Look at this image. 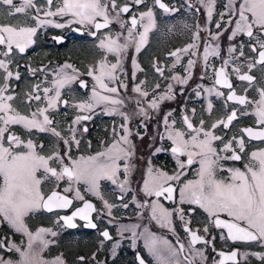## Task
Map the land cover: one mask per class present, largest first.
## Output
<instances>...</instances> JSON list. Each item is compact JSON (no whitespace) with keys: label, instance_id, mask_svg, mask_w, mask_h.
<instances>
[{"label":"snow or ice","instance_id":"6c2138e0","mask_svg":"<svg viewBox=\"0 0 264 264\" xmlns=\"http://www.w3.org/2000/svg\"><path fill=\"white\" fill-rule=\"evenodd\" d=\"M54 0H46V7L41 8L35 0H0V10L9 18L18 14L26 20L34 21V25H0V70H3L4 84L0 86V218L16 233L26 237L21 244L8 240H0V248L9 253H16L17 260L5 259L0 256V264H64L61 257L53 260L44 258L43 253L53 243L48 237H56L57 231L52 228L39 227L34 232L30 230L25 222V218L30 214L44 210L53 212L56 209H67L72 206L74 199L83 201L82 207H77L70 215H60L56 223H62V227L76 228L77 219L85 222L84 227L96 229L97 224L92 220V213H97V218H101L104 213L98 212L95 205L85 200L81 193L80 185H84V191L92 194L103 202L108 217H113L114 204H111L102 195L101 181H110L116 185L121 195L118 199L123 200L124 195L130 190L129 177L132 174L134 165L131 163L135 155V144L130 139L132 131L128 127L130 115L121 111L125 105V98L121 96L120 89H128V85L120 79V74L124 73L123 61L125 54L131 48L135 54H139L142 48L148 43L149 33L156 28L154 7H158L166 14L178 11L170 8L163 0H153V6L148 7L146 0H128L120 5L118 0H58L55 11L52 10ZM206 12V24L196 25V31L192 35V42L183 48L175 49L169 53L175 58L171 67L174 69L182 61L183 56H188L184 66L185 75H173L171 80L176 84L185 86L192 77V70L197 64L194 57H202L203 73L206 74L212 67L214 84L212 87L198 85L194 89L197 97L201 96L200 88L209 95L223 97L225 94L216 86L229 89L226 97L227 102L231 101L243 107L242 115H252L255 117L256 127L241 129L243 135L233 136L224 141L223 136L216 134L215 130L221 125L223 129H229L233 121L238 118V109L233 108L226 116V119H219L213 122L210 128H205V121L201 119L199 126L193 124L188 115H184L182 123L183 129L175 127L176 121H169L172 111L163 117V125L166 136H160L161 140L167 139L171 142L170 152L175 159L177 171L169 174L160 169H154L149 161L147 174L143 180L142 192L148 199L139 202L133 196V203L139 209L147 210V217L144 212L140 213L141 219L154 221L162 229H167L173 236L176 230L173 217L176 216L182 223L183 231L187 234V244L180 242L177 237V244L174 245L168 239L156 235L150 231L147 225L139 223L133 225H118V234L122 239L128 237L125 233H130L131 244L134 248L137 240L142 239L144 247L155 258L156 264H209L210 258L206 255V250L212 246L215 237L208 239L207 236L199 234L200 229L193 230L191 216L199 208L208 216L209 224L216 228L226 230V235L222 231L221 239L235 241H261L264 243V149L252 151L244 163L243 169L238 167L225 168L222 161H241L242 153L245 152L244 136L250 141H264V87H257L258 99L250 100L247 96L248 90L256 84V77L252 75L254 69L260 68L264 71V0H227L226 11L219 13V20L215 21V28L212 32L208 25L213 22L216 0H196ZM145 5L147 11H140L127 19L124 15L132 12L133 6L139 8ZM188 7L195 5L188 0ZM197 11L200 9L197 8ZM34 13V14H33ZM41 14L44 19L41 18ZM225 16L228 18L225 19ZM47 17H59L60 20L47 19ZM68 17L67 20L64 18ZM73 23H78L82 27H88L89 35L96 37L102 29H109L99 38L98 47L104 51L105 56L96 66H89L86 75L91 77L94 84L91 94L84 100L69 104L67 99H62L63 90L71 88V85L79 80V87L87 89L86 81L80 79L81 75L72 64L64 63L52 70V79L47 80L48 73L45 68L39 69L45 74V80L37 83L26 93V105L30 106L32 101L46 102V106L37 107L30 111L29 115L21 114L13 105L15 96L9 92V81L11 79L20 80V73L10 70L9 65L12 57L16 54H23L35 43V36L40 28L51 26L62 29ZM112 25H118V29H112ZM94 29V30H93ZM202 32L207 36L203 37ZM224 32H229L227 39L234 41L238 36L248 38V48L254 56H245V45L243 41L229 43L226 52L227 56H222L220 37ZM57 43L63 42V37H53ZM115 57L114 63L107 61V55ZM219 58L221 66L216 69L209 64L210 58ZM135 70L139 65L135 58L131 61ZM231 67L232 74L241 82H247L244 95H238L231 82L227 69ZM153 67L161 76L164 75V68L158 62H153ZM246 68L247 71L242 69ZM142 70V69H140ZM30 74L35 75L37 69L28 68ZM202 74L201 79L206 76ZM47 84L50 86H42ZM144 81L137 84L132 91L138 94L135 101L137 111L135 115L143 117L144 120L151 119L149 110L158 111L160 103L164 100L175 99L174 84L169 83L163 94L149 97V92L142 85ZM160 88L159 84L154 86V91ZM43 93V97L40 93ZM181 94L183 92L181 91ZM147 105L146 107L144 105ZM58 105L64 108H75L80 113H90L77 115L69 126L70 137H64L53 125L56 123L48 115L49 110H58ZM251 106V110H249ZM100 109L104 115H119L124 123L120 125L122 130L117 132L113 128V142L103 151L95 155L80 156L73 158L70 155L72 145L77 147L80 140L76 138V125L82 121L91 120L96 114V109ZM213 104H207V111L211 114ZM67 114V113H65ZM193 116L195 109H192ZM20 125L26 133L31 135L34 131L48 133L58 138L64 145L63 154L54 149L49 155H42L37 148L43 145H36L33 140L27 141L20 136L10 132V126ZM142 127H147L141 122ZM83 132H87V126L83 127ZM8 133L6 136L5 134ZM143 139L139 133L136 134ZM5 140L7 144H5ZM220 141L222 147L215 146V142ZM238 149V150H237ZM161 147L154 149L155 153L164 151ZM228 153H231L228 155ZM185 157L186 159H181ZM58 167H53L52 163ZM194 164L196 178L182 180L187 175V170ZM219 172H227L226 178H218ZM123 173V179H121ZM67 181L62 191L61 181ZM45 181L55 183L53 190L45 195L42 191V184ZM179 191L177 201L176 192ZM68 193L74 195L70 198ZM164 201L177 204L172 209L166 208L161 202ZM193 206L186 213L182 205ZM122 207L127 208L128 203H123ZM186 216L188 217L186 219ZM226 217L222 219L221 217ZM112 219L108 222L112 223ZM203 232H209V225H205ZM104 241H111L113 237L108 230L100 233ZM7 241V242H6ZM203 245V247H197ZM119 242L113 245V253L118 248ZM221 258L218 261L212 259L211 264H227L228 261L236 264L237 251L230 253L219 252ZM258 258L264 259L260 254L254 253ZM83 257L80 260L83 261ZM95 259V255L93 256ZM138 264H145V260L136 256Z\"/></svg>","mask_w":264,"mask_h":264},{"label":"flooded vegetation","instance_id":"af4514ba","mask_svg":"<svg viewBox=\"0 0 264 264\" xmlns=\"http://www.w3.org/2000/svg\"><path fill=\"white\" fill-rule=\"evenodd\" d=\"M15 3H20V0H14ZM38 6L41 8L46 7V0H35ZM128 2V0H118V4L122 5L124 3ZM148 7L153 6V0H146ZM163 2L168 5L170 8H176L178 11H175L171 14L164 13L161 9L158 7H154L153 11L155 13V19H156V28L152 31L156 34L163 35V37H167L172 35L173 33H183V31L178 32L176 31L177 27L181 24H183V29H189L190 31L196 30L197 21L198 24L201 25V22L205 25L206 24V12L205 9L199 5L196 0H191V2L195 5V7L189 8L188 7V0H163ZM226 0H216L215 9H214V16H213V22L211 25H208V27L211 28L212 32L218 31L214 24L216 20H219V13L226 11L225 9ZM58 5V0H54L52 5V10L55 11L56 7ZM199 8L200 10L197 11L196 9ZM140 11H147V7L145 5H140L139 8L133 6L132 12H129L124 15V19H127L134 13L138 15ZM34 14V13H33ZM41 18L44 19L43 15L41 14ZM228 17L225 16V19ZM47 19L52 20H60L59 17H47ZM65 20L68 19V17L64 18ZM34 21L30 19H25L23 16H20L19 14L16 17L9 18L6 14L0 10V25H27L32 26L34 25ZM112 29H118V25H112ZM94 30V29H93ZM109 32V29H102L99 33H97L96 37H93L89 35L88 27H82L78 23H73L69 26H66L62 29H57L51 26H45L43 28H40L34 38L35 43L29 47L25 53L23 54H16L12 57V62L9 65L10 70L14 73L16 71H19L20 73V80L11 79L9 81V92L15 96V100H13L11 103L12 105L21 113L24 115H29L30 111L35 110L37 107H40L39 105L42 104V101H32L30 106L26 105L24 102L26 101V93H28L35 84L40 83L45 80V74L41 73L39 69L45 68L47 75V80L52 79L51 72L53 69H55L57 66H61L64 63L72 64L75 68L79 70L80 73H84V75L80 76V79L87 82L88 87L87 89H81L79 87V80L73 83V87L80 92L87 93L91 92V88L94 84V81L91 77L87 76L85 71H80L81 64L84 63L88 68L89 66H96L98 65V62L104 58L105 53L103 50H101L98 47L99 44V38L102 36L103 33ZM205 37L207 36V33L204 32ZM229 35V32H224V34L220 37V44H221V55L227 56V46L229 43H237L238 41H243L245 48V56H254L253 53L249 51L248 48V38L245 36H238L236 40L229 41L227 39ZM53 37H63L62 43H57ZM148 44V43H147ZM146 44V45H147ZM186 44V43H185ZM165 45V49L161 52V54L154 58L151 62L150 68L152 69V72L157 77L156 78V84L160 85V88L158 90L154 91V86H150L147 84H143L142 87L151 93L159 94L163 90L166 89L167 85L169 83L174 84V90H176V83L175 81L171 80V76L176 75L177 71H180L181 69H184V66L186 65V61H182V65H177L174 69L171 67L172 63L174 62L175 58L170 57L169 53L175 49L183 48L186 45ZM146 45L142 48V50L146 47ZM3 50V46H0V51ZM141 50V51H142ZM0 59H5V57L0 56ZM133 59V58H132ZM107 61L109 63L115 62V57L113 55L108 54L107 55ZM156 61L159 63L161 67L164 68V75L161 76L159 73H157L153 67V62ZM139 65V69L135 71H139L141 68V65L139 62H137ZM209 64L215 67L216 69H219L221 66V60L219 58H210ZM181 65V66H180ZM28 68L37 69V72L35 75H32L29 73ZM124 73L120 74L118 70V75H120V79L123 80L127 85L128 89L125 90L123 88L120 89V92L125 97V105L122 107L123 112L128 113L131 115V110L134 106H136V103L132 100V97L129 95L133 94L132 89L137 85L140 84L142 80H139L136 78V76L133 78V72L134 69L131 66H127L123 63ZM141 70V71H142ZM243 71H247L246 68L242 69ZM231 82L235 88V91L238 95H244L245 94V88H248L247 82H241L238 79H236L235 75L231 72V67L227 69ZM260 70L258 67L257 69H254L251 73L256 77V84H254L247 92V96L250 100H256L258 99V94L256 92L257 87H264V72ZM185 73V72H183ZM1 74V73H0ZM203 73V65L199 69L197 76L200 78L198 81H201L202 86L205 87V85L212 87L214 84V81L212 79L213 72L212 67H210L207 71L205 79H201V75ZM4 84L3 82H0V86ZM192 81L190 83L188 82V86H184L185 90V98L189 99L191 98L192 94ZM147 85V86H145ZM42 86H48L47 84H42ZM217 89L221 92H223L225 95L223 97H216L215 94L208 95L206 94L202 88L199 90L201 91V96L198 97L199 99H204L205 101H196L191 102L192 107H190V113L187 114L192 120L193 124L197 127L199 126V121L203 119L205 121L204 127L210 128L211 124L219 119H226L227 114L233 109H238V118L233 121L232 125L229 127V129H223V126L221 125L219 128L215 130L216 134L223 136L224 141H227L231 139L233 136H241L243 133H241V129L256 127L255 123V117L252 115H242L241 112L243 111V107L235 104L234 102L228 101L227 107H225L226 97L229 92V89L223 88L221 86H216ZM65 90V89H64ZM63 90V93H64ZM42 94V92L40 93ZM206 95V96H205ZM207 95L210 96L209 101L213 104V109L211 114L207 111V104L209 101H206ZM43 97V96H42ZM64 99V98H63ZM168 108L164 109L163 111L160 109V111L157 113V115L153 114L150 110V115L154 116V119L152 120V123H154V127L156 128V133L154 136V140L152 145H148L149 154H150V162L151 166L154 169H160L163 170L169 174H173L175 171H177V165L175 162V159L173 158L171 152H170V144L171 142L167 139L161 140L160 136L164 135L166 136L165 128L163 125V117L171 110L176 109V102L171 101L167 102ZM182 105V104H181ZM185 105V106H184ZM184 107H188V102L183 103ZM200 107L204 110V117L199 118L200 113ZM161 108V107H160ZM192 109H195V115L192 114ZM249 110H251V106H249ZM173 114L169 117V121L175 120L176 124L175 127L177 128H184V125L182 123V116H178L177 112L174 110L172 111ZM49 115V114H48ZM59 112L56 110L55 115H52L51 118L54 119L56 122L54 125H56L59 121ZM123 118L119 115H104L101 110L98 108L96 109V114L93 115V118L91 120H87L86 125L88 131L84 132V138L86 139L85 142H87L88 149L95 153L100 149H103L107 144L110 143V137L108 134H111L113 132V128H116L117 123L122 122ZM139 121L146 124L143 117L135 115L134 118H131V121L129 123V126L135 124L136 125V131L137 133H140L139 129ZM147 125V124H146ZM179 126V127H178ZM144 128V127H143ZM148 129V125L145 128V130ZM10 132L18 135L21 137V139L27 141L28 139L32 140V135H29L25 132V130L20 125H12L10 126ZM27 135H26V134ZM6 136L8 133L5 134ZM135 138H138L136 135H132ZM139 139V138H138ZM140 140H144L140 139ZM245 140V152L242 153V160L241 161H231V160H225L222 161L225 168H233L238 167L243 169L244 163L248 159V155L252 151H256L258 149H264V141H257L252 140L250 141L247 136H244ZM38 142L39 145H43V148H37V151L44 152L48 148V138L47 136L43 135H37L36 140L33 142ZM134 141V140H132ZM148 142V140H147ZM5 144H7V141L5 140ZM80 145V144H79ZM151 145V146H150ZM143 146V145H142ZM141 146V148H142ZM215 146L222 147V143L220 141L215 142ZM156 147H161L165 149L164 151H161L159 153H155L154 149ZM78 149V148H77ZM238 150V149H237ZM152 152V154H151ZM148 154V155H149ZM231 153H228L230 155ZM136 157V156H135ZM181 159H186L185 157H181ZM131 163H135L134 169L132 171V174L129 177V184L127 187L130 189L125 195L124 199L120 200L118 197L121 195L119 188L116 185H113L110 181L105 180V186L107 187L106 190L102 191V195L106 200H108L109 203L114 204L115 207L113 208V217H108L106 215V210L103 207V202L98 199L95 196L91 197H85V200L92 202L98 212L104 213V215L101 216V218H97V213H92V220L94 223L97 224L96 229L86 228L84 227L85 222L82 220L77 219L75 223L77 224L76 228H66L64 227V230H60L58 232V235L56 237H52L54 240L51 245L60 248L62 247L63 250L59 251L61 254V258L64 261V264H70V257L68 255L67 251H72L75 253L76 261L72 262L71 264H138V261L136 260V256L140 255L144 260L145 264H156L155 258L151 256V254L147 251V249L144 247V242L142 239L137 240L136 246L133 248L131 244V238L130 233H125V236L128 237L126 239H122L120 235L118 234V225H133V224H141V225H147L150 229V231L154 232L158 236H162L169 241H171L174 245L177 244V237H179L180 242H183L187 244V234L183 231L182 223L179 220L178 217L174 216V225L176 230V236H173L172 233H170L167 229H162L158 225L155 224L154 221H150L148 219H141L140 213L144 212L145 217H147L148 213L145 209H139L136 207V204L133 203V196H135V199L139 202H143L147 200L148 198L144 196L142 192V185L143 180L146 177L147 174V167L143 166L141 161L138 160V158L132 157ZM198 168V165L194 164L190 169L187 170V175L182 177V180H189V179H195L196 178V169ZM228 176L227 172H219L218 178H226ZM121 179H123V175L121 176ZM43 186V185H42ZM45 187V186H43ZM62 191V190H58ZM71 198L72 195L69 193L67 194ZM176 198L177 201L179 199V191L176 192ZM161 202L164 204L166 208L172 209L174 207H177V204H173L169 201H164L163 198H161ZM123 203H128V207L124 208L122 207ZM83 201L75 200L73 201V204L71 207L67 209H61L58 210L59 212H47V211H37L34 213L41 214L44 217H52V216H60V215H70L72 211H74L77 207H82ZM184 211L187 213L189 209L193 206L184 204L182 205ZM34 213L30 214L27 217H31ZM42 217V218H44ZM188 217L186 216V219ZM222 219H226V217H221ZM112 219V223H109L108 221ZM63 222H61L62 224ZM205 225H209V232L205 234L203 232V228ZM28 228H31L29 225H27ZM45 227L46 225H40L38 227ZM193 230L200 229L199 234L201 236H207L208 239H211V237H215V240L212 241V245H214L215 252L212 250V246H209L206 250V255L210 258L209 264H211V260L214 259L218 261L221 259L217 253L224 252V253H230L232 251H237L238 256L236 258V264H264V259L258 258L257 255H254V253L260 254L261 257H264V243L261 241H231L227 239H221L220 233L223 231L226 235V230L222 229H216L212 227L209 224L208 216L203 210L197 208L196 212L192 214L191 216V225ZM104 230H108L110 235L113 237V240L111 241H104L103 246H101V241L103 240V237L100 235V233ZM7 238L8 240H11L15 242L16 244H21L22 241L26 243V237H24L20 233L14 232L13 229H11L6 222L2 221V218H0V240H5ZM7 242V241H6ZM119 242V247L115 249V254L113 253V245ZM197 247H203V245H197ZM49 249V248H48ZM48 249L43 253L44 258H47L49 255ZM16 253H9L5 251L3 248H0V256L4 257L5 259H12L17 260L19 259L18 255L15 257ZM95 255V259H93V256ZM15 257V258H14ZM80 257H83V261L80 260ZM227 264H233V262L228 261Z\"/></svg>","mask_w":264,"mask_h":264},{"label":"rangeland","instance_id":"374dc122","mask_svg":"<svg viewBox=\"0 0 264 264\" xmlns=\"http://www.w3.org/2000/svg\"><path fill=\"white\" fill-rule=\"evenodd\" d=\"M226 2H227V0H226ZM197 24H198V21H197ZM201 26H204V24L202 22H201ZM176 31H178V32L183 31V33H177V34L173 33L170 36L163 37V35H160V34L158 35V34H156L154 32H150L149 33L148 44L146 45V47L142 51H140L139 54H135L134 50L130 48L128 50V52L125 54V58H124L123 63L126 64V67L127 66H131L132 58H135L136 61L140 63L141 68H144V66H145V68L142 71L141 70L135 71L136 78L139 79V80L144 81V84H147V85H150V86H154L155 83H156V78L157 77L154 75V73L152 72V69L150 68L152 60L154 58H157L161 54V52L165 49V45L166 44H169V45H181V44H185L186 43L185 45H187V44L191 43L192 42V35H193V33L196 30L190 31L189 29H183V24L180 23V25L177 27ZM201 35L203 37H205L204 32H202ZM187 59H188V56H183L182 57V61H186ZM193 59H197V64H196L195 68L192 70V77L189 80V83H190V81H192V84H191V86H192L191 98L186 99L185 98L186 94H185L184 86H181V85L177 84L176 85V90H175V93H176L175 99H173V100H164L163 102H161L160 103V107L161 108L159 107L158 111H152L151 110L154 115L155 114L157 115V113L160 111V109L162 111L164 109H167L168 108L167 102H171V101L176 102V107L177 108L174 109V110L177 112L178 116H182L184 114H187L188 112L190 113V107H192L191 102L205 101V98L204 99H199L195 95V91H194V89H197L198 85H202L201 81H198L200 78L197 76V73H198L199 69L203 65L202 57H200V58L194 57ZM182 61L180 63L181 65H182ZM80 69H81L80 71L87 72L88 67L84 63H82ZM183 72H185L184 69H181L180 71L176 72V75L184 76L185 73H183ZM263 72H262V74H263ZM0 73H1L0 74V82H3V75H4L3 70H0ZM147 85H145V86H147ZM48 86H50V85H48ZM205 87H209V86L205 85ZM164 91L165 90H163L159 94H163ZM181 91L183 92V94H181ZM90 94H91V92L83 93V92L77 91L73 87V84H72L70 89L66 88L64 90V93H62V99L63 98H68L69 104H72V103L79 102L81 100L86 99ZM120 94H121L122 97H124L121 92H120ZM155 95H158V94L149 92V97L147 99L150 100ZM208 95H207L206 101H209L210 96H208ZM41 96H43V93L41 94ZM129 96L132 97V100L134 102L137 99H143V98L138 97V94L135 93V92H133V94L129 95ZM184 102H188V107H184L185 105L183 106ZM39 106L40 107L46 106V102L43 101L42 104H40ZM144 106L146 107L147 105L145 104ZM137 110H138L137 106H134L133 109L131 110V115H130L131 118H134L135 112ZM174 110H171V111H174ZM57 111L59 112V116H58L59 117V121H58V123L56 125H53V126L56 127V129L58 131H60L61 134L64 137H70L71 133H69L68 129H69V126L72 124V121L75 119V117L77 115L90 114V113H80L77 109L72 108V107L64 108V107H62V105H58V110ZM121 111H123V108H121ZM55 112H56V110H49L48 114L51 117L52 115H55ZM65 113H67V114H65ZM172 114H173V112H172ZM204 114L205 113H204L203 108L200 107L199 118L204 117ZM149 115H150V110H149ZM150 117H151V119L145 120L146 124L148 125V129L147 130H145V127L143 128L141 126V121H139V124H138L139 129H140V133L139 134L141 136H143L144 140H140L139 137H138L139 139L135 138L134 136L130 137L131 140H134L133 143L135 144V155H134V158H138V160H140L142 165L145 166V167L149 166V161L151 159L150 154H149L148 145L149 144L152 145L153 140H154V136H155V133H156V128L154 127V123H152V120L154 119V116L150 115ZM130 121H131V119H130ZM85 123L87 124V122L82 121L80 125H76L75 126L77 128L76 138L80 140V145L78 147L75 144L72 145L70 155L73 158H79L80 156L95 155L96 153H98L100 151H103L107 146H109L113 142V132H112L111 134H108L109 137H110V143L107 144L103 149H100L97 152L92 153L88 149L87 142H85L86 139L84 138V132L82 131L83 126L86 125ZM123 123H124V120H122V122H120V123H117V126L115 128L117 132H121L122 133L120 125L123 124ZM129 123H128V127L131 129L132 135L136 136V134H137L136 125L133 124V125L129 126ZM177 129H181V128H177ZM38 134L41 135V136H43V135L47 136L48 142H49L48 148L44 152H41L42 155H49L56 148H58V150L63 154L65 148H64L63 143L61 141H59L58 138H56L55 136H52L51 134H48V133H39V132H35L34 131L31 134L32 137H33L32 138L33 141L36 140V137H37ZM147 140H148V142H147ZM34 143L36 145L39 144L37 141L34 142ZM141 146H142V148H141ZM38 152H40V151L38 150ZM151 154H152V152H151ZM133 165H136V164L133 163ZM52 166L53 167H58V165L56 163H54V162L52 163ZM122 175H123V173H121V176ZM105 182L106 181H101V188H100L101 193H103L102 191L107 189V187L105 186ZM66 184H67L66 180L65 181H61L60 182V188H58L56 190H62L63 187L66 186ZM42 185L45 186V187L41 186L42 187V191L44 192L45 195L49 194L53 190V188L55 187V183L54 182H50V181H45ZM79 187H80L81 193L84 195V197L93 196L92 194L87 193V192L84 191V185H80ZM69 194L72 195V196L74 195L73 193H69ZM40 211H42V210H40ZM53 212H55V211H53ZM56 212H59V211L57 210ZM42 217H44V216L41 215V214L34 213L31 217H26L25 218V222H26L27 225H29L31 227L29 229L32 230L33 232L37 228H39L38 226H40V225H46L45 228H52L54 231H57V233L60 230H64V227L61 226L62 225L61 223L60 224L56 223V220L58 218L57 215L56 216H52V217H44V218H42ZM48 239L54 241L51 236H49ZM62 250H63L62 247L57 248V247H55L53 245L49 246V249H48L49 255H48V257L46 259L53 260L56 257H61V256H59L61 254L59 251H62ZM67 252H68V255L70 257V262L69 263L71 264L72 262H75L76 261L75 253L72 252V251H67ZM14 256L16 257L17 254H15Z\"/></svg>","mask_w":264,"mask_h":264},{"label":"water","instance_id":"95a60500","mask_svg":"<svg viewBox=\"0 0 264 264\" xmlns=\"http://www.w3.org/2000/svg\"><path fill=\"white\" fill-rule=\"evenodd\" d=\"M92 203V202H91ZM93 204V203H92ZM83 206V205H82ZM57 210H61V209H56V210H54V211H57Z\"/></svg>","mask_w":264,"mask_h":264},{"label":"bare ground","instance_id":"6f19581e","mask_svg":"<svg viewBox=\"0 0 264 264\" xmlns=\"http://www.w3.org/2000/svg\"><path fill=\"white\" fill-rule=\"evenodd\" d=\"M85 90V89H84ZM64 99H67L68 100V98H64ZM63 107V106H62Z\"/></svg>","mask_w":264,"mask_h":264}]
</instances>
